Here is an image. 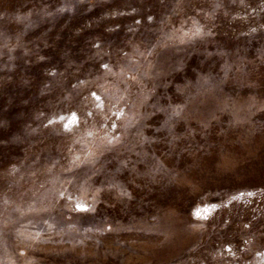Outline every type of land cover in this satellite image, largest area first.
<instances>
[{"label": "rangeland", "instance_id": "1", "mask_svg": "<svg viewBox=\"0 0 264 264\" xmlns=\"http://www.w3.org/2000/svg\"><path fill=\"white\" fill-rule=\"evenodd\" d=\"M0 264H264V0H0Z\"/></svg>", "mask_w": 264, "mask_h": 264}, {"label": "snow or ice", "instance_id": "2", "mask_svg": "<svg viewBox=\"0 0 264 264\" xmlns=\"http://www.w3.org/2000/svg\"><path fill=\"white\" fill-rule=\"evenodd\" d=\"M106 67V66H105ZM79 207V206H78ZM80 210H86V209H83L82 207L80 208Z\"/></svg>", "mask_w": 264, "mask_h": 264}]
</instances>
